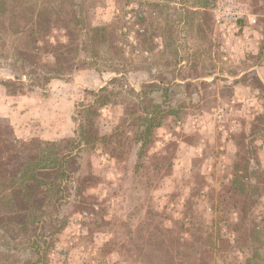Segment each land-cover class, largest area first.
Wrapping results in <instances>:
<instances>
[{
  "label": "rangeland",
  "instance_id": "374dc122",
  "mask_svg": "<svg viewBox=\"0 0 264 264\" xmlns=\"http://www.w3.org/2000/svg\"><path fill=\"white\" fill-rule=\"evenodd\" d=\"M223 1L216 0L210 12L211 46L209 37L202 48L186 47L193 43L181 25L180 51L169 50L170 63L157 47L163 31L152 30L159 15L129 20L125 12L136 3L125 1L87 0L79 7L84 6L87 25H114L116 54L95 57L84 29L53 28L37 35V42L25 33L2 34L0 80H14L9 95L35 90L60 107L58 115L70 118L67 137L19 140L55 142L67 152L89 118L100 135H109L131 112L143 115L145 106L166 115L153 144L98 142L78 159L80 168L75 160L65 161L66 173L75 176L59 180L67 197L48 209L53 214L59 207V219L66 221L48 264H199L202 256L211 264H238L247 256L243 243L249 234L238 223L231 180L244 158L250 159L252 180L259 179L253 165L264 169V132L253 135L256 119L264 115V0H236L243 13L237 20L218 18ZM138 9L146 16L145 8ZM180 17L175 14V23ZM124 64L127 77L117 73ZM103 87L111 103L101 107L96 93ZM91 109L96 112L89 114ZM11 135L17 137L0 121V151ZM53 195L62 194L53 190ZM254 212L264 221V192Z\"/></svg>",
  "mask_w": 264,
  "mask_h": 264
},
{
  "label": "trees",
  "instance_id": "16d2710c",
  "mask_svg": "<svg viewBox=\"0 0 264 264\" xmlns=\"http://www.w3.org/2000/svg\"><path fill=\"white\" fill-rule=\"evenodd\" d=\"M86 1L0 0V39L2 34L8 32L25 33L30 40L37 42L39 38L36 39L37 35H45L53 28L58 27L65 31H69L70 28L84 29L88 32L91 40L90 48L95 57L100 58L102 52L116 54L112 36L115 30L114 25L94 26L91 23L87 25L83 17H87L84 6L79 10L80 5H85ZM119 1L137 4L125 12L129 20L138 17L141 21H146L148 17L159 15L158 25L152 30L163 31V35L159 34L161 43H158L157 47L167 63H170L167 61L169 50L180 51L181 45L179 47L178 41L183 30V28L180 30L181 25L188 28L186 35L190 34L193 43H188L186 47L193 50L195 47L202 48L209 37L208 47L211 46L213 30L207 31L206 27L213 25V15L210 12L216 6V0ZM136 6L145 8L146 16ZM175 14L181 16L176 23ZM126 22L128 21L125 19ZM145 32L148 33V29ZM150 40H152L151 36ZM122 53L118 56L120 55V58L122 57L121 59L127 63L130 62L132 58ZM127 66L124 64L119 71H114L117 73L123 71V75L127 77L130 73L127 71ZM11 82L6 79L0 80V84L5 85L7 89ZM154 90L157 91L159 88L156 87ZM108 91L107 87H103L96 93L101 107L111 103L109 96L102 95ZM121 93L118 90L111 92L112 95ZM101 97L105 99L102 100ZM94 112H96L95 109H91L89 114ZM133 114L134 112H131L130 120L117 125L109 135H100L97 132V122L95 120L93 122L91 118L87 119L81 123L78 136L71 139L73 149L67 152L57 148L58 144L55 142H47L39 146L34 138L22 141L13 135L10 136L7 149L0 151V264H48L49 250L66 222L59 219L61 218L59 207L53 214L48 209L52 204L55 206V202L62 203L63 197L65 200L66 195L62 193L65 187H62L59 180L75 176V172L66 173L65 161L75 160L74 163L78 164L77 168H80L78 159H82L83 153L90 144L96 145L98 142L108 144L111 140H116L122 147L128 144V140L135 142L136 146L140 141H143V144L155 143L157 140L155 130L161 126L166 115L162 111L151 110L149 106L144 107L143 115L136 117ZM262 120L264 115L256 119L253 135L264 132ZM123 131L125 134H122ZM118 135L121 136L117 137ZM250 170V159L244 158L243 162L235 165L234 178L231 180L235 197L233 205L238 214V223L249 234L247 244L243 243L247 256L241 262L238 261V264L239 262L240 264H264V234L261 232L264 229V221L259 213L254 212L264 192V179L260 178H264V169L261 165L252 166L253 174L259 176V179L255 181L247 175ZM82 179L79 180L83 181ZM76 187L77 190L80 189L79 184ZM53 190L62 195L54 197ZM190 201L191 197H187L186 204L189 205ZM248 217L253 219L251 226L247 222ZM181 225L184 226V224ZM25 252L27 253L20 257V254ZM199 261V264H211L204 256L200 257Z\"/></svg>",
  "mask_w": 264,
  "mask_h": 264
},
{
  "label": "crops",
  "instance_id": "0c3cea01",
  "mask_svg": "<svg viewBox=\"0 0 264 264\" xmlns=\"http://www.w3.org/2000/svg\"><path fill=\"white\" fill-rule=\"evenodd\" d=\"M48 101L47 96L43 94L42 97L35 90L9 95L5 85L0 84V121L7 123L19 139L38 137L44 141H57L69 136V114L58 115L60 107Z\"/></svg>",
  "mask_w": 264,
  "mask_h": 264
},
{
  "label": "built area",
  "instance_id": "2783aa9c",
  "mask_svg": "<svg viewBox=\"0 0 264 264\" xmlns=\"http://www.w3.org/2000/svg\"><path fill=\"white\" fill-rule=\"evenodd\" d=\"M236 0H224L218 8V18L223 19H239L243 13L236 10ZM220 20V19H219Z\"/></svg>",
  "mask_w": 264,
  "mask_h": 264
}]
</instances>
